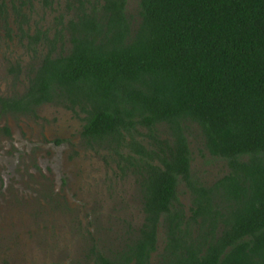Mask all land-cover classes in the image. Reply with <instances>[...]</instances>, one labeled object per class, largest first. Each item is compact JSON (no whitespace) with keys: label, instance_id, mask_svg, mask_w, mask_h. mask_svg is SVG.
<instances>
[{"label":"trees","instance_id":"1","mask_svg":"<svg viewBox=\"0 0 264 264\" xmlns=\"http://www.w3.org/2000/svg\"><path fill=\"white\" fill-rule=\"evenodd\" d=\"M33 1L0 0V39L30 58L12 65L26 85L0 114H81L85 143L142 196L141 226L111 257L94 249L96 264H264V0H136L134 13L130 0H39L50 26ZM190 125L223 166L211 182L194 173Z\"/></svg>","mask_w":264,"mask_h":264},{"label":"rangeland","instance_id":"2","mask_svg":"<svg viewBox=\"0 0 264 264\" xmlns=\"http://www.w3.org/2000/svg\"><path fill=\"white\" fill-rule=\"evenodd\" d=\"M66 1L54 0V11ZM33 2L48 18L41 23L52 25L55 13L46 15L42 1ZM136 5L129 1L131 13ZM37 18L35 13L32 30ZM25 45L0 39V97L24 90L25 76L19 83L12 65L30 62ZM37 114H0V264H96L94 249L111 257L141 226L138 183L122 175L105 147L85 143L81 114L55 104L42 105ZM189 128L194 173L211 182L223 166L199 151V129ZM180 198L190 204L184 188Z\"/></svg>","mask_w":264,"mask_h":264},{"label":"flooded vegetation","instance_id":"3","mask_svg":"<svg viewBox=\"0 0 264 264\" xmlns=\"http://www.w3.org/2000/svg\"><path fill=\"white\" fill-rule=\"evenodd\" d=\"M1 113V112H0Z\"/></svg>","mask_w":264,"mask_h":264}]
</instances>
